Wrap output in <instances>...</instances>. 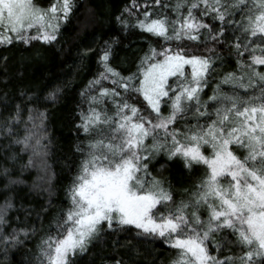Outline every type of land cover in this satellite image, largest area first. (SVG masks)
Returning <instances> with one entry per match:
<instances>
[{"label":"snow or ice","instance_id":"1","mask_svg":"<svg viewBox=\"0 0 264 264\" xmlns=\"http://www.w3.org/2000/svg\"><path fill=\"white\" fill-rule=\"evenodd\" d=\"M74 7L75 0L47 7L0 0V46L59 43ZM133 8L141 10L134 23ZM115 20L121 31L138 28L155 40L128 75L111 63L120 37L103 42V71L80 92L87 107L77 105L66 206L54 208L50 199L17 207L10 185L23 181L3 168L5 255L39 234L35 264H79L98 245L108 249L102 264H137L142 246L159 238L175 250L169 264H264V0H131ZM92 51L86 47L83 55ZM225 56L235 68L206 95ZM26 108L22 101L4 121L8 135ZM30 135L15 143L27 148ZM161 154L200 173L182 194L152 166ZM13 209L35 221L21 226L17 215L13 223Z\"/></svg>","mask_w":264,"mask_h":264},{"label":"trees","instance_id":"2","mask_svg":"<svg viewBox=\"0 0 264 264\" xmlns=\"http://www.w3.org/2000/svg\"><path fill=\"white\" fill-rule=\"evenodd\" d=\"M38 2L47 7L55 0ZM138 3H143V0H138ZM125 6L131 7V0H75L68 22L61 27L59 43L47 45L34 42V47L19 44L0 46V56L7 57V60H0V205L4 203L5 195L9 194L4 188L8 179L2 174L6 166L12 177L23 181L10 185L14 189L11 194L15 197L17 207L21 204L25 207H39L50 199L55 202L54 208L66 206L65 190L73 175L66 158L76 159L72 149L77 143V105L87 107L80 92L103 71L98 61L103 42L111 36L120 37L121 43L116 46V54L111 63L123 75H128L136 70L139 56L155 40L138 28L121 31L115 17L123 12ZM133 12L135 15L130 19L134 23L136 15H141V10L133 8ZM124 15L127 16L128 13L125 12ZM86 47L93 51L84 56L83 50ZM225 61L222 67L212 73L208 87L204 89L206 95H211L225 71L235 68L233 57L225 56ZM103 84L107 87L114 86L109 80L103 81ZM57 86L63 90L53 100L48 94ZM221 87L225 91L231 90V85ZM25 92L31 94V100L22 95ZM22 101L27 105L22 113L23 119L19 123H13V132L8 135L3 123L9 114H15V106ZM29 110L33 120L28 118ZM27 134H31L27 148L15 143L16 139H22ZM13 155L16 157L14 160ZM152 166L156 172L169 177L181 194L200 175L199 172L185 169L178 161L168 160L163 154L157 156ZM176 198L179 200L181 197L178 195ZM10 215L13 223L19 215L23 222L21 226L35 221L34 215L31 218L25 217L22 210L18 213L13 209ZM44 226L47 227V221ZM38 235L26 241L25 245L9 248L6 255L4 246L0 245V264H35ZM107 251L106 247L98 245L90 253L83 254L79 258V264H102L100 257ZM174 253V249L158 238L154 244L143 245L140 254L134 258L137 264H151L153 260L156 264H169Z\"/></svg>","mask_w":264,"mask_h":264},{"label":"rangeland","instance_id":"3","mask_svg":"<svg viewBox=\"0 0 264 264\" xmlns=\"http://www.w3.org/2000/svg\"><path fill=\"white\" fill-rule=\"evenodd\" d=\"M242 151V150H241Z\"/></svg>","mask_w":264,"mask_h":264}]
</instances>
